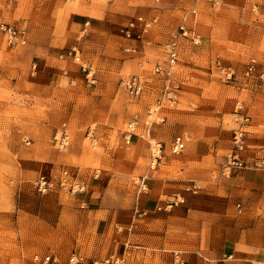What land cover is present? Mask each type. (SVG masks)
I'll return each instance as SVG.
<instances>
[{
  "label": "rangeland",
  "instance_id": "rangeland-1",
  "mask_svg": "<svg viewBox=\"0 0 264 264\" xmlns=\"http://www.w3.org/2000/svg\"><path fill=\"white\" fill-rule=\"evenodd\" d=\"M187 12L192 28H182ZM2 23L29 40L11 47L0 30V264H236L198 245L218 249L228 236V207L217 198L227 181L264 168V0H0ZM163 26L177 44L179 96L154 114L163 97L155 69L168 52L154 37ZM53 27L60 47L42 58L26 53ZM133 76L145 82L140 98L123 86ZM26 87L41 98L36 111L10 95ZM238 131L247 169L227 178ZM176 136L187 140L180 154L170 151ZM154 146L162 147L157 162ZM64 171L68 189L38 192L42 176L58 182ZM175 194L184 202L168 208ZM134 218L161 223L134 230Z\"/></svg>",
  "mask_w": 264,
  "mask_h": 264
},
{
  "label": "crops",
  "instance_id": "crops-1",
  "mask_svg": "<svg viewBox=\"0 0 264 264\" xmlns=\"http://www.w3.org/2000/svg\"><path fill=\"white\" fill-rule=\"evenodd\" d=\"M58 1L68 2L69 0ZM89 13H91V10H89L88 13L86 12L85 15H70V18L73 19L83 16L91 17ZM189 13L190 12H187L186 14L184 26L182 25V28L185 26L192 28L194 26V20L192 19V15ZM91 19L95 22L100 21L96 18ZM167 30L168 27L163 26L162 30H158L156 34L157 36L154 37V40H158L160 46L162 47H167V45L171 42L170 39L167 41L165 38H163ZM55 31L56 28L54 29L53 27L51 31L52 34H50L51 36L48 35V38L47 36L39 38L40 42L38 43H29V46L26 48V53H31L42 58L43 56H47V52L49 53V51L54 49V47H60L61 43L55 44ZM25 38H27V41L29 40L28 35L27 37L25 35ZM67 42L70 41L67 40ZM165 42L167 43L165 44ZM14 73L15 75H12V77H14L16 81H20L22 73L18 70ZM40 78H42V74L40 75V73H38L37 80L40 81ZM55 79V77H50L48 78V81L50 80L54 82ZM33 81V79L30 80L32 83ZM12 91L13 92H10L12 93L10 94L11 96L15 95L17 97H23L24 103L27 105L25 108L26 111H28V108L33 109L32 106H34V111L37 110L38 103L41 98H38L34 95V100H32L31 97L34 94L32 92L34 91L31 88L26 87L23 88V90L19 89L16 91L12 89ZM30 99L31 101H29ZM37 124L40 125L39 122H37ZM227 187L228 191L226 194L217 198L224 202L225 206L228 207V210L223 213V215H227L229 219L228 236L225 238L221 248H214L211 250L207 249L204 244H202V247L201 245H198V247L201 252H221L222 258L232 257L237 262L236 264H264V168L245 170L236 173L234 177L227 181ZM198 209L200 210L203 208L198 207ZM239 213L242 214L239 215ZM212 214L214 221H217L218 219V223L213 224L214 230H216L220 226L219 216H221V213L218 210L213 209ZM140 216L142 215L140 214ZM202 222H204V219ZM147 223H149L148 225H151L152 223L154 225H159L161 221L156 220L151 222L147 219L134 218V221L132 222V229L137 230L139 227L138 230H142V225L144 229H147ZM198 224L200 223L198 222ZM164 225L166 226L163 231L164 238L166 240H170V235L172 234V225L170 219L165 220ZM129 226L128 228H130ZM152 233L155 235L157 230L154 232L152 231ZM151 235V233H148L146 236L151 237ZM133 236V239H136L140 242H142L145 238L144 235L135 232H133ZM139 247L141 246L139 245ZM183 247L185 246L183 245Z\"/></svg>",
  "mask_w": 264,
  "mask_h": 264
},
{
  "label": "built area",
  "instance_id": "built-area-1",
  "mask_svg": "<svg viewBox=\"0 0 264 264\" xmlns=\"http://www.w3.org/2000/svg\"><path fill=\"white\" fill-rule=\"evenodd\" d=\"M135 24H131L130 28H134ZM149 27H151V23H146L144 25L145 30H147ZM0 30L4 33V35L7 37V41L11 47H15L25 44V37L23 36L22 32L18 29L14 28L10 24L2 23L0 25ZM127 36L130 37V32H127ZM167 60L163 65H158L155 69V74L157 77L161 78L163 81V97L161 100H159L156 109L153 110V113L156 114V110L158 111L162 105L165 102H168L169 104L174 105L178 101L179 96V87L173 80L174 75V69L178 63V49L176 42H170L167 47ZM222 72L229 78H231L232 74L226 71V69H222ZM123 86L127 90V92L132 96L133 98H140L144 91H145V82L139 78L138 76H133L129 79H126L123 82ZM156 116V115H155ZM137 121H133L128 125V130L125 134V138L128 144H130L132 140L133 131L135 129V126L137 125ZM152 124V123H151ZM151 124L148 126L150 127ZM132 132V133H131ZM90 138L93 136V132H89ZM61 143L65 146L67 142V135L64 134V136L60 137ZM233 144H234V150L232 151L231 155L227 158V161L225 162L224 166L222 167V174L223 176L229 178L231 175L237 171V170H245L247 169V165L244 162L243 153L245 150V143H244V135L243 132H235L233 137ZM187 147V140L184 136H176L170 146V151L173 154H180L183 153L186 150ZM154 153L152 156L157 162V160L161 159V150L162 147L160 146H154ZM257 166H260L259 162L256 163ZM68 172L64 171L62 172L60 176V180L57 182V177H47L42 176L38 182L36 183L35 187L38 190L39 193L46 195L49 192L53 191L57 186L59 185L62 189H68L70 187V184L68 182ZM142 189L145 191L146 186H143ZM194 193L197 192L198 186L193 185ZM83 190V189H81ZM184 198L179 195L175 194L174 198L171 199L167 207L171 208L173 207V203L179 204L183 203ZM37 261L40 262V264H48L50 262V257H44L42 259L36 258ZM79 261L76 257H72L70 260V264H77ZM97 264V263H96ZM99 264H110L109 262L99 263Z\"/></svg>",
  "mask_w": 264,
  "mask_h": 264
}]
</instances>
